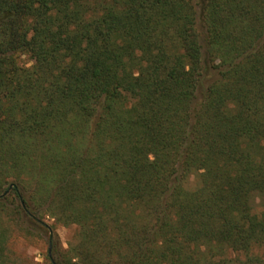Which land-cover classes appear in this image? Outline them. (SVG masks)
I'll return each instance as SVG.
<instances>
[{
	"label": "trees",
	"instance_id": "obj_1",
	"mask_svg": "<svg viewBox=\"0 0 264 264\" xmlns=\"http://www.w3.org/2000/svg\"><path fill=\"white\" fill-rule=\"evenodd\" d=\"M45 216L54 264H264V0H0V264Z\"/></svg>",
	"mask_w": 264,
	"mask_h": 264
},
{
	"label": "rangeland",
	"instance_id": "obj_2",
	"mask_svg": "<svg viewBox=\"0 0 264 264\" xmlns=\"http://www.w3.org/2000/svg\"><path fill=\"white\" fill-rule=\"evenodd\" d=\"M19 61L26 67H31L34 63V60L28 55L21 56ZM198 186L199 177L194 174L189 178L186 188L189 191H194ZM260 206V200H257L255 203L256 213L261 212ZM11 221L4 223V226L9 228L5 248L10 264H54L51 260L54 253L58 250H67L77 233L75 226L64 227L56 224L55 220L49 216L43 218L42 225L27 221L21 227L22 230L15 222Z\"/></svg>",
	"mask_w": 264,
	"mask_h": 264
}]
</instances>
